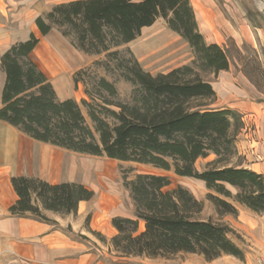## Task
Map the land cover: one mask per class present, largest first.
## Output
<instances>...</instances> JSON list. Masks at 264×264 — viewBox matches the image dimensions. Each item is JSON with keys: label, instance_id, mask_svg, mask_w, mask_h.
Returning a JSON list of instances; mask_svg holds the SVG:
<instances>
[{"label": "trees", "instance_id": "16d2710c", "mask_svg": "<svg viewBox=\"0 0 264 264\" xmlns=\"http://www.w3.org/2000/svg\"><path fill=\"white\" fill-rule=\"evenodd\" d=\"M158 18L185 39L197 60L212 72L228 69L224 49L207 44L198 31L189 0H74L54 6L35 23L42 35L52 28L65 37L72 32L77 49L99 54L98 44L102 51H107V39L115 46L127 44ZM65 25L69 30L63 29ZM37 43L38 38L31 35L1 56L5 83L0 120L35 140L74 152L173 169L176 175L203 181L207 188L227 196L229 191L224 185L229 184L237 189L238 203L257 213L264 211L262 174L244 167L215 165L236 154L232 131L242 126L241 116L231 108L191 105L192 100L214 98L215 92L208 81L196 74L184 78L191 71L188 65L152 75L141 68L129 50L133 63L121 64V76L135 85V103L110 112L114 118L111 125L91 116L98 133L95 139L78 103L73 99L59 101L45 75L30 59ZM100 82L115 93L111 83L104 79ZM209 153L215 154L217 160L209 162L210 167L202 171L196 170V160ZM11 184L18 198L9 213L42 221L50 220L39 215L37 202L46 210L73 214L80 201L93 197L92 191L78 183L52 185L21 176L12 177ZM169 185L168 177L155 174H137L126 182L135 218L111 219L116 230L111 237L114 250L126 257L157 258L187 252L200 254L207 261L221 255L242 258V250L230 237L231 228L194 218L201 209L200 202L180 186L164 191ZM213 199L219 212L236 213L231 203Z\"/></svg>", "mask_w": 264, "mask_h": 264}, {"label": "crops", "instance_id": "0c3cea01", "mask_svg": "<svg viewBox=\"0 0 264 264\" xmlns=\"http://www.w3.org/2000/svg\"><path fill=\"white\" fill-rule=\"evenodd\" d=\"M70 1L74 0H0V59L13 44L36 36L38 43L29 54L30 59L45 75L59 101L79 102L84 93L75 77L97 58L77 49L56 28L42 35L35 23L54 6ZM189 2L198 31L207 44L222 47L229 37L236 43L240 41L237 28L218 5L219 0ZM126 46L141 68L152 75L167 73L194 60L188 42L171 30L162 18L143 27L140 35ZM225 71L211 74L217 75L220 83H226L227 77L222 74ZM206 81L216 96L214 84ZM4 83L5 72L0 64V107ZM241 103L232 107L244 113L247 108L259 109L262 119L255 125L254 139L236 143L239 153L245 156V163L237 167L249 168L264 176V107L254 102ZM117 161L120 160L74 152L35 140L0 120V264H97V254L86 250L74 234L83 235L87 226L111 238L116 234L112 218H135L129 188L114 168ZM21 176L38 178L52 185L78 183L92 191L93 197L80 201L73 214L44 210L50 221L11 215L9 208L18 198L11 178ZM237 210L235 225L247 232H257L260 244L264 238V212L257 214L244 205L237 206Z\"/></svg>", "mask_w": 264, "mask_h": 264}, {"label": "rangeland", "instance_id": "374dc122", "mask_svg": "<svg viewBox=\"0 0 264 264\" xmlns=\"http://www.w3.org/2000/svg\"><path fill=\"white\" fill-rule=\"evenodd\" d=\"M218 3L230 17V21L235 25L240 36L238 43L229 37L222 46L229 61L228 69L222 73L226 75L227 81L220 83L217 75L211 74V69L204 66L195 56L194 60L187 64L191 71L183 77L189 79L196 74L204 80L211 81L217 90L214 98L192 100L191 105L203 104L201 108H231L239 113L242 126L234 128L232 131L235 136L236 148V145L241 141L254 139L255 125L262 119L259 109L247 108L248 111L244 113L232 106L233 104H242V101H248L264 107V0H219ZM63 29L69 30V27L65 25ZM67 38L73 45L77 44L76 36L72 32H69ZM105 46H107V51H102V46L97 45V49H100L99 54L91 53L97 59L91 66L78 74L84 97L77 103L85 124L91 129L95 139H98V133L95 131V122L91 116L101 118L111 125L114 123V118L110 112H118L119 106L122 105L132 106L135 103L133 98L136 94L134 92L135 85L121 76L123 70L121 64L131 66L133 63L130 49L126 44L115 46L109 39L106 40ZM100 79L111 83L115 88V93H111L103 86ZM215 160H217V156L209 153L206 157L198 158L194 166L196 170L202 171L206 167H210L208 166L209 162ZM244 163L245 156L239 153L236 148V154L227 158V162L215 165L237 166ZM114 168L125 183L133 180L137 174H165L162 176L168 177L170 185L163 190H172L177 186L188 190L201 204V209L194 214V218L228 225L232 230L230 237L242 250L243 256L237 258L232 255H221L210 261L205 260L200 254L187 252L157 258L126 257L114 250L111 238L86 226V232L83 235H74L79 242L83 243L86 250L97 254V264H264V251H262L264 238L259 244L257 241L260 238L257 232H247L235 225L238 215L237 206L243 205L235 200L237 193L235 187L229 184L224 185L225 189L229 191L227 196L207 188L197 179L178 176L173 172V169L164 170L150 164L133 161H117ZM214 197L234 205L236 213L219 212L215 206ZM37 204L39 215L49 219L44 214L46 209L40 203L37 202ZM88 221L89 216L86 217L84 224L87 225ZM139 229H143V223Z\"/></svg>", "mask_w": 264, "mask_h": 264}, {"label": "bare ground", "instance_id": "6f19581e", "mask_svg": "<svg viewBox=\"0 0 264 264\" xmlns=\"http://www.w3.org/2000/svg\"><path fill=\"white\" fill-rule=\"evenodd\" d=\"M101 175V174H100Z\"/></svg>", "mask_w": 264, "mask_h": 264}]
</instances>
